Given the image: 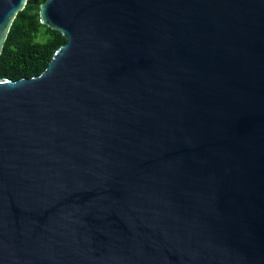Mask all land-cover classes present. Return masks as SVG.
<instances>
[{
	"label": "water",
	"instance_id": "water-1",
	"mask_svg": "<svg viewBox=\"0 0 264 264\" xmlns=\"http://www.w3.org/2000/svg\"><path fill=\"white\" fill-rule=\"evenodd\" d=\"M39 15L68 42L0 79V264H264V0Z\"/></svg>",
	"mask_w": 264,
	"mask_h": 264
},
{
	"label": "trees",
	"instance_id": "trees-1",
	"mask_svg": "<svg viewBox=\"0 0 264 264\" xmlns=\"http://www.w3.org/2000/svg\"><path fill=\"white\" fill-rule=\"evenodd\" d=\"M46 0H30L15 19L0 56V79L12 81L41 75L68 40L40 22V6Z\"/></svg>",
	"mask_w": 264,
	"mask_h": 264
}]
</instances>
